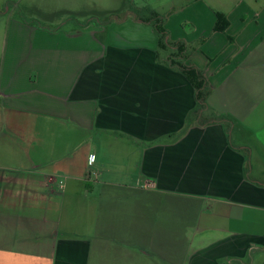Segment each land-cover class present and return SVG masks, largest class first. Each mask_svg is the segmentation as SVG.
<instances>
[{"label":"crops","instance_id":"crops-1","mask_svg":"<svg viewBox=\"0 0 264 264\" xmlns=\"http://www.w3.org/2000/svg\"><path fill=\"white\" fill-rule=\"evenodd\" d=\"M63 1L79 14L83 1L125 2L97 10L125 18L60 27L9 12L0 58V264L259 262L264 0L157 8L169 37L186 41V63L213 87L208 122L188 127L196 88L157 59L153 26L132 18L127 0ZM217 11L229 19L226 32L215 30ZM181 21L189 31L176 30Z\"/></svg>","mask_w":264,"mask_h":264},{"label":"trees","instance_id":"trees-1","mask_svg":"<svg viewBox=\"0 0 264 264\" xmlns=\"http://www.w3.org/2000/svg\"><path fill=\"white\" fill-rule=\"evenodd\" d=\"M127 13L131 14L132 18L135 20L153 26L158 36L157 59L160 62L179 69L195 86L197 104L187 117V127L192 124H205L208 122L204 117L208 110V97L212 92L213 87H211L210 83L205 78L204 70L202 68L186 63V41L183 39L172 40L169 37V31L165 26L167 15L162 14L150 6H131L127 10ZM216 14L217 19L215 30L226 32L230 23L227 15L221 11H217ZM112 16H116L119 20L125 18L121 17L120 14L113 13L108 17H105L103 21L112 20ZM201 40H204V38ZM225 117V115H222L221 118L218 116L215 120H222ZM182 132H184V130L181 131V133Z\"/></svg>","mask_w":264,"mask_h":264},{"label":"rangeland","instance_id":"rangeland-1","mask_svg":"<svg viewBox=\"0 0 264 264\" xmlns=\"http://www.w3.org/2000/svg\"><path fill=\"white\" fill-rule=\"evenodd\" d=\"M175 0H127L128 6H150L157 10L160 6H169L168 11L165 13H170V10L174 7V4H182L181 1L173 3ZM125 2H112L107 3H96L92 1H86L82 3H77V10L82 13H74L67 10V5L63 0H0V58L2 44L6 38V30L8 25V14L9 12L17 18H23L25 20H30L35 24L41 23H59L58 26L65 27L72 26L74 23H78L77 20H82V22H88L91 20H97L96 16L103 17L104 13L97 12L106 6H113V8H120ZM98 4V5H97ZM173 6V7H171ZM175 8H177L175 6ZM83 10V11H82ZM173 12V11H172ZM120 14V12H116ZM163 13V12H162ZM95 16V17H94ZM95 18V19H94ZM103 20V18L101 19ZM71 23H73L71 25ZM180 26L176 30L182 31L181 28L184 27L186 31H189V26L185 21L180 22ZM184 24V25H183ZM181 27V28H180ZM1 60V59H0ZM96 166V165H94ZM90 170L92 167L90 166ZM96 170V169H93ZM92 170V171H93ZM102 178V171L100 172ZM94 179V178H93ZM87 189H90L87 187ZM252 259H247L246 264H252ZM256 264H264V257Z\"/></svg>","mask_w":264,"mask_h":264},{"label":"built area","instance_id":"built-area-1","mask_svg":"<svg viewBox=\"0 0 264 264\" xmlns=\"http://www.w3.org/2000/svg\"><path fill=\"white\" fill-rule=\"evenodd\" d=\"M91 159L93 160L94 157H92ZM60 186H61V189H63L65 187V181L64 180L60 181Z\"/></svg>","mask_w":264,"mask_h":264}]
</instances>
